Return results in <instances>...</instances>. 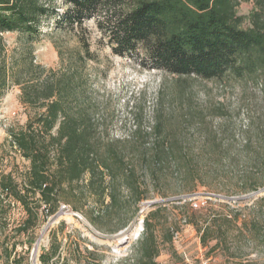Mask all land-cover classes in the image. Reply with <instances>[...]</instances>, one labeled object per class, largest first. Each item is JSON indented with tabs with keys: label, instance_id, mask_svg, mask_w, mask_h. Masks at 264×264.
<instances>
[{
	"label": "trees",
	"instance_id": "16d2710c",
	"mask_svg": "<svg viewBox=\"0 0 264 264\" xmlns=\"http://www.w3.org/2000/svg\"><path fill=\"white\" fill-rule=\"evenodd\" d=\"M65 1L74 5L77 21H81L84 8L94 0ZM241 1L129 0L122 20L124 40L142 42L155 67L179 77L212 79L227 73L236 77L264 76V0H252L254 8L247 27L242 26L245 16L237 11ZM53 9L43 0H0V94L16 84L21 89L22 103L34 110L25 126L9 130L11 146L29 161V168L20 181L12 172H0V233L12 202L25 211L20 232H27L36 226L42 204L52 215L62 200H68L67 196L77 201L72 204L73 210L87 207L85 217L95 228L116 232L131 220L123 217L121 196L135 198L139 207L149 195L148 187L159 184L167 172L186 178V173L193 171L176 156L177 131L166 130L161 118L164 90L176 97L175 91L183 93L189 78H173V84L164 79L150 130L137 125L124 138L106 140L85 74L86 60L91 55L87 41L82 38L79 49L67 57L60 49L58 68L34 62L33 47L42 19ZM66 18L72 21L69 14ZM6 32L19 35L20 45L10 57ZM248 132L246 147L264 150V119L252 120ZM152 134L155 142L148 148L145 139ZM247 164L264 165L258 157L248 159ZM263 203L264 196L256 201L258 205ZM156 205L145 216L135 264H158L160 241L173 243L174 233L179 231V227L170 226L159 238L152 222L161 209L160 204ZM184 219L196 227L205 251L203 257L210 260L218 251L231 253L237 237L253 240L264 236V217L260 220L255 213L245 219L237 211L206 208L203 212L192 208L189 218ZM34 241L32 237L30 248ZM14 251L16 245L4 247L0 237L1 258L13 257L15 264H22V256L13 255ZM50 256L41 254L40 260L51 264Z\"/></svg>",
	"mask_w": 264,
	"mask_h": 264
},
{
	"label": "rangeland",
	"instance_id": "374dc122",
	"mask_svg": "<svg viewBox=\"0 0 264 264\" xmlns=\"http://www.w3.org/2000/svg\"><path fill=\"white\" fill-rule=\"evenodd\" d=\"M43 1L54 9L42 19L33 47L34 62L58 68L60 49L67 57L79 49L82 38L87 41L91 55L86 60L85 74L106 140L124 138L137 125L150 130L164 79L173 84V78H189L183 93L175 91L176 97L164 90L161 118L166 130L177 131L176 156L193 171L186 173V178L167 172L159 184L148 187L149 195L139 207L135 198L121 196L123 217L131 220L116 232L95 228L85 217L87 207L83 211L72 209L77 201L71 196L62 200L52 215L42 204L34 229L20 232L26 213L19 203L12 202L0 233L4 247L15 244L13 255L22 256V264H33L34 257L36 264H43L40 255L46 253L51 254V264H135L145 216L160 204L161 209L152 218L155 233L161 238L174 226L179 227L180 236L173 243L160 241L158 264H184L183 258L189 264H202L205 251L199 254V248H203L198 243V231L184 219L189 218L192 208L203 212L206 208L237 211L245 219L255 213L263 219L264 203L258 205L256 201L264 196V165L250 166L247 162L258 157L264 164V150L246 147L251 121L264 119L261 73L244 77L227 73L212 79L179 77L155 67L142 42L124 40L122 20L129 0H94L84 8L81 21H77L76 8L71 3ZM253 8L252 0L240 2L237 11L245 16L243 27L250 25L248 17ZM68 14L72 21L66 18ZM4 37L10 57L20 45L19 35L6 32ZM20 95L16 84H10L0 94V172H12L18 181L26 175L29 161L11 146L9 130L25 126L30 114H34ZM155 137L152 134L145 139L148 148ZM32 237L35 241L30 248ZM233 242L231 253L218 251L212 254L213 260L220 264H264L263 235L253 240L237 237ZM12 258L0 256V264H15Z\"/></svg>",
	"mask_w": 264,
	"mask_h": 264
},
{
	"label": "built area",
	"instance_id": "2783aa9c",
	"mask_svg": "<svg viewBox=\"0 0 264 264\" xmlns=\"http://www.w3.org/2000/svg\"><path fill=\"white\" fill-rule=\"evenodd\" d=\"M196 206H198V204L195 203ZM143 214V210L141 212ZM180 236V231H176L174 233V240L178 239ZM202 264H217L214 260H210V259H207V258H202Z\"/></svg>",
	"mask_w": 264,
	"mask_h": 264
},
{
	"label": "crops",
	"instance_id": "0c3cea01",
	"mask_svg": "<svg viewBox=\"0 0 264 264\" xmlns=\"http://www.w3.org/2000/svg\"><path fill=\"white\" fill-rule=\"evenodd\" d=\"M198 243H199V240H198ZM199 251H200V253L199 254H201L202 253V251H203V249H201V247L199 248ZM201 256V255H200Z\"/></svg>",
	"mask_w": 264,
	"mask_h": 264
},
{
	"label": "bare ground",
	"instance_id": "6f19581e",
	"mask_svg": "<svg viewBox=\"0 0 264 264\" xmlns=\"http://www.w3.org/2000/svg\"><path fill=\"white\" fill-rule=\"evenodd\" d=\"M36 251H37V250H36ZM34 254H35V253H34ZM33 256H34V255H33ZM33 264H36V263H35V257L33 258Z\"/></svg>",
	"mask_w": 264,
	"mask_h": 264
}]
</instances>
